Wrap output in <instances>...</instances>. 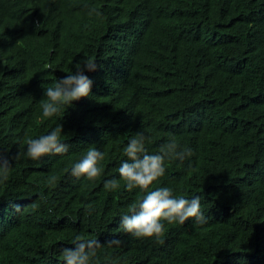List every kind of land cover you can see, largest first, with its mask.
I'll return each instance as SVG.
<instances>
[{"label": "trees", "instance_id": "1", "mask_svg": "<svg viewBox=\"0 0 264 264\" xmlns=\"http://www.w3.org/2000/svg\"><path fill=\"white\" fill-rule=\"evenodd\" d=\"M85 58L91 96L42 117V85ZM57 122L67 154L23 155ZM140 129L151 152L170 136L194 149L158 186L201 195L207 224L166 225L158 239L119 227L140 193L103 184ZM90 145L106 154L91 182L69 173ZM4 160L0 264H63L77 234L101 241L94 264H264V0H0Z\"/></svg>", "mask_w": 264, "mask_h": 264}, {"label": "clouds", "instance_id": "2", "mask_svg": "<svg viewBox=\"0 0 264 264\" xmlns=\"http://www.w3.org/2000/svg\"><path fill=\"white\" fill-rule=\"evenodd\" d=\"M96 12L89 9V14ZM98 14V13H96ZM97 64L91 59L77 62L68 73L56 78L44 89V98L39 101L41 115L46 118L56 117L62 110L74 107V102L88 98L92 94L93 80L88 72L96 71ZM63 125L59 122L46 134L29 138L23 155L33 161H41L49 155H64L69 152L70 144L63 140ZM151 136L138 130L128 136L123 146V158L116 169L118 176L104 180V188L117 191L123 186L128 191L137 190L140 195L126 211L119 214V227L124 233L137 239H158L165 231L166 225H205L209 221L205 214L201 195L177 193L168 185L158 186L160 178L166 174L169 161L184 163L194 154L189 144H181L175 136L164 141L156 152L149 151ZM19 155V153H18ZM105 152L95 145H90L86 152L76 160L69 173L72 177L95 181L104 173L102 161ZM8 160L0 161V182L8 179L11 171ZM19 209V205H16ZM121 241L114 238L108 244L118 246ZM101 241L94 236L77 234L72 246L61 247L59 254L63 264H94Z\"/></svg>", "mask_w": 264, "mask_h": 264}]
</instances>
